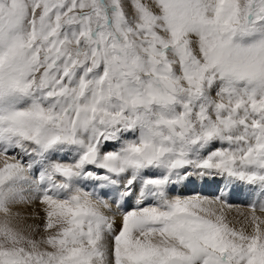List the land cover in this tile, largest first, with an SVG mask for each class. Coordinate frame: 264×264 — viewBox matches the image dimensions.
I'll return each mask as SVG.
<instances>
[{
    "label": "snow or ice",
    "instance_id": "6c2138e0",
    "mask_svg": "<svg viewBox=\"0 0 264 264\" xmlns=\"http://www.w3.org/2000/svg\"><path fill=\"white\" fill-rule=\"evenodd\" d=\"M197 180L264 197V0H0V264H264Z\"/></svg>",
    "mask_w": 264,
    "mask_h": 264
},
{
    "label": "rangeland",
    "instance_id": "374dc122",
    "mask_svg": "<svg viewBox=\"0 0 264 264\" xmlns=\"http://www.w3.org/2000/svg\"><path fill=\"white\" fill-rule=\"evenodd\" d=\"M199 184L201 185V187H204V189L208 191V193H210L209 196H211L212 199L218 196H224L226 198L227 202L232 206V211L229 212L230 214H228L231 217V218L229 217V219H232L233 217H235L238 212L249 211L251 204H254V203L258 204L259 202L264 201V197H259L258 189H256L255 191H250L248 186L242 185V184H238L235 187L229 186L228 189H223L222 184H218L217 182H214L211 180H208V181L197 180L195 183H192L191 185H189V188L185 189L182 193H175L173 191V195L184 196V197L190 196L191 193H196L195 187L196 185H199ZM221 189H223V191H221ZM238 191H244L245 195L239 196V194L237 193ZM15 206H18V205H15ZM19 206H22V205H19ZM232 212H234V215ZM22 214L24 215L25 213H22Z\"/></svg>",
    "mask_w": 264,
    "mask_h": 264
},
{
    "label": "bare ground",
    "instance_id": "6f19581e",
    "mask_svg": "<svg viewBox=\"0 0 264 264\" xmlns=\"http://www.w3.org/2000/svg\"><path fill=\"white\" fill-rule=\"evenodd\" d=\"M128 206H133L134 207V203L133 202H129V205ZM13 210L14 211H20L21 213H25L24 215L25 216H27V214L29 213V208H28V206H24V205H22V206H14L13 207ZM36 210H39V206H37V208H36ZM234 211V210H233ZM233 213V215H234V212H232ZM236 213V212H235ZM230 214V213H229ZM230 217V216H229ZM231 218V217H230ZM28 223H38V222H40V221H32V220H28L27 221Z\"/></svg>",
    "mask_w": 264,
    "mask_h": 264
}]
</instances>
